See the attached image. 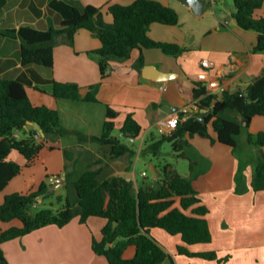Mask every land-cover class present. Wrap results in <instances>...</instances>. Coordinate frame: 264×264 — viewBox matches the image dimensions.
<instances>
[{
	"label": "crops",
	"instance_id": "obj_1",
	"mask_svg": "<svg viewBox=\"0 0 264 264\" xmlns=\"http://www.w3.org/2000/svg\"><path fill=\"white\" fill-rule=\"evenodd\" d=\"M133 1L7 0L0 11V77L21 81L34 104H46L58 109L62 123L68 129L101 135L106 120L105 105H109L118 113L115 118L117 133L130 113L140 123L142 130L139 136L129 140L136 149V155L131 159L128 156L109 159V145L80 143L73 134L50 137L31 163L19 152L13 151L9 159L20 164L21 171L1 188L0 205L7 194L35 191L42 182L49 184L53 195L39 196L37 206L45 198L51 199L52 205L54 197L58 195L76 203L77 191L72 187L74 183L67 180V175L72 178L73 174L100 158L105 159L99 173L100 180L113 176L126 177L128 173L135 180V167L142 160V152L150 150L148 147L154 140L169 133L162 125L163 120L185 107L191 115L207 111L200 109L193 98L195 83L207 85L216 80L223 90L235 91L245 89L262 73L264 50H254L258 33L237 24L232 16V6L222 3L223 7L218 11L211 0H207L202 15H197L182 0H157L178 12L179 24L153 23L148 34L157 41L179 44L183 47L182 53L174 56L158 48H135L127 60L111 61L109 73L104 78L100 74L98 59L88 54L101 46V40L88 29H78L72 44L59 39L54 47L52 68L39 64L24 65L21 39L4 34L21 26L40 30H47L51 26L60 28L61 23L71 17L74 8L83 9L87 5L101 8L105 22L112 23L110 6L128 5ZM254 16H264V4L255 11ZM141 54L144 55V64L137 68L135 63ZM204 59L211 62L210 67L202 65ZM146 66L147 70L144 68ZM161 73H168L169 78L160 80L158 75ZM55 80L78 83L83 95L89 85L100 83L96 93L99 103L55 98L52 95ZM86 105L90 106L91 111H85ZM220 115L241 122L243 127L237 137L236 148L199 136L190 139L187 152L197 161L193 184L209 209L206 217L212 241L189 248L194 252L215 251L218 258L227 259L218 263L216 260L179 254L178 245L185 244L180 234L172 235L164 229L152 228L151 235L176 264H264V189L255 190L252 186L260 149L248 141L245 145L244 139H239L245 136L247 140L248 132L264 131V116H255L249 128H246L238 110L227 108ZM211 134L217 138L213 130ZM65 149L73 152V159L66 157ZM262 149L264 152V147ZM75 158L76 163L73 162ZM146 165H149L154 180H157L161 176L157 164L150 160ZM143 172L146 171H142V175ZM51 175H60L62 182L51 184L48 180ZM144 176L147 177L148 172ZM61 189H65L66 193H61ZM63 203L61 201V205ZM176 205H179L178 200ZM105 224L106 219L102 217H91L85 223L75 217L62 227L49 224L7 241L2 244V250L9 264H110L104 255L95 253L93 249V241L102 238L101 231ZM13 225L20 223L0 221V227L5 229ZM135 252V247L130 246L125 257L131 258Z\"/></svg>",
	"mask_w": 264,
	"mask_h": 264
},
{
	"label": "trees",
	"instance_id": "obj_2",
	"mask_svg": "<svg viewBox=\"0 0 264 264\" xmlns=\"http://www.w3.org/2000/svg\"><path fill=\"white\" fill-rule=\"evenodd\" d=\"M7 0H0V11ZM264 0H233L232 16L237 24L246 30H255L258 38L254 50H264V16L256 18L254 13L262 7ZM113 22L104 20L101 8L87 5L83 9L74 8L70 18L65 19L60 28L51 26L40 30L32 26L7 30L6 35L19 37L22 41V62L24 65L39 64L54 66V47L61 38L72 44L75 33L80 28L91 31L101 40V46L88 54L98 59L101 77L109 73L110 62L125 61L130 58L133 49L158 48L164 53L177 56L183 47L176 43L152 39L149 27L153 23L179 24V14L173 8L157 0H134L128 5L110 6ZM144 64L141 54L135 63L137 68ZM100 83L89 85L85 95L81 86L75 82L53 81L52 95L57 99L81 100L99 103L96 97ZM193 98L200 109L196 114L179 121L177 127L168 134L154 140L149 149L157 155L165 141L171 142L175 155L189 161V172L181 173L175 164L165 162L157 165L161 176L148 182L128 180L125 176H113L99 179V173L105 163L104 158L87 166L80 172L67 175L74 183L77 201L72 203L68 197L56 196V202L64 203L58 209L52 206L35 210L38 197L53 195L49 184L42 182L37 190L7 194L0 205V221L9 223L19 221L20 225L9 228L0 227V264H9L2 250V244L27 235L49 224L60 227L79 217L82 223L91 217H102L106 224L102 228V238L94 239L95 253L104 255L110 264H176L163 246L154 238L150 230L158 227L169 234H180L184 245H178V253L189 257L216 259L215 251L194 252L190 246L212 241L207 220L209 209L203 204L196 191L193 178L197 161L187 152L190 139L199 136L211 142H222L237 147V137L243 124L227 119L220 113L232 108L240 112L246 128H249L255 116H264V68L245 89L230 91L224 89L218 94L209 93L206 84L199 82L193 87ZM106 107V120L101 135H89L80 130H71L62 123L58 109L46 104H34L25 85L17 79L0 77V190L21 171V165L9 159L13 151L22 154L28 163L33 162L50 137H63L73 134L80 143L96 142L109 145L107 158L116 159L136 155V149L129 143L132 137L140 135L142 127L133 114H128L117 133L115 118L117 112L109 105ZM204 118V121L199 118ZM37 122L44 132L29 129L28 122ZM216 132L217 138L211 134ZM19 133V136L16 134ZM122 133V136L119 134ZM247 141L260 149L259 158L253 173L252 186L255 190L264 189V131L248 132ZM50 148H53L52 146ZM72 151L65 149L67 158L73 159ZM76 163V158L73 161ZM131 167L129 168V170ZM74 171H76L74 169ZM178 200L179 205H176ZM118 225L114 228V222ZM134 246L133 257H125L126 250ZM225 257L223 260H226ZM220 260V259H219Z\"/></svg>",
	"mask_w": 264,
	"mask_h": 264
},
{
	"label": "rangeland",
	"instance_id": "obj_3",
	"mask_svg": "<svg viewBox=\"0 0 264 264\" xmlns=\"http://www.w3.org/2000/svg\"><path fill=\"white\" fill-rule=\"evenodd\" d=\"M225 3L224 6L230 5L232 6L233 10H234V6H233V0H215V7L217 8L218 11H220V9H222L223 4ZM94 106V105H92ZM85 111L89 110L91 111L89 108L90 106L86 105L85 106ZM118 131V129H117ZM240 141L242 139H244V144H247V140L246 137L243 136L241 138H239ZM142 160H140V162L137 164L136 168V175H135V180L136 183H141L143 180H146L148 182H151L154 179L152 170L150 169L149 165H146V163H149L150 160H152L154 162V164H162L165 162H171L173 164H175V166L177 167V169L180 172H184V173H188L189 172V161L183 158H179L175 155V152L173 151L171 142L169 141H165L160 149V153L158 155H155L154 152H152L151 150L147 151H143L141 156ZM146 159V161H145ZM146 171L148 172V176L145 177L144 175H142V171ZM70 184V183H68ZM72 185V184H70ZM73 189H75L74 184L72 185ZM61 193L65 194V189H61L60 190ZM52 206L54 209H58L61 206V203H57L56 202V197H54L53 203L51 205V199L49 198H45V200L43 202H39L38 206L35 207V210H41L45 207H50ZM220 259V260H219ZM224 258H216V259H211V260H216L218 263L224 262L226 260H223Z\"/></svg>",
	"mask_w": 264,
	"mask_h": 264
},
{
	"label": "built area",
	"instance_id": "obj_4",
	"mask_svg": "<svg viewBox=\"0 0 264 264\" xmlns=\"http://www.w3.org/2000/svg\"><path fill=\"white\" fill-rule=\"evenodd\" d=\"M211 2L215 3V0H211ZM202 65L204 67H210L211 62L208 59H204L202 61ZM206 89L208 90L209 93H214V94H218V93L223 91L222 86L216 80L208 83L206 85ZM190 113L191 112L187 107L182 108L179 112H176V113L172 114L171 116H169L167 119L163 120L162 125L170 133L177 127L179 121L181 120V115L183 114L184 115L183 118H187V117L191 116ZM16 135L19 136V134H16ZM119 136H122V133H120ZM143 175H146V172H143ZM48 180L51 184H56V183L62 182V178L60 177V175H51V176H49ZM33 206L36 207L37 205L34 204Z\"/></svg>",
	"mask_w": 264,
	"mask_h": 264
},
{
	"label": "water",
	"instance_id": "obj_5",
	"mask_svg": "<svg viewBox=\"0 0 264 264\" xmlns=\"http://www.w3.org/2000/svg\"><path fill=\"white\" fill-rule=\"evenodd\" d=\"M182 1H184V3H186L187 5H189L197 15H202L206 9V6H207V0H182ZM144 68L147 70V66ZM158 77H160V80H166L167 78H169V74L168 73H161L158 75ZM199 120L204 121V118H199ZM28 128L29 129H35L42 136H44L43 129L41 128L39 123L29 121L28 122ZM126 178L128 180L131 179L130 173H128V176H126ZM117 225H118V222L115 221L114 222V228Z\"/></svg>",
	"mask_w": 264,
	"mask_h": 264
}]
</instances>
